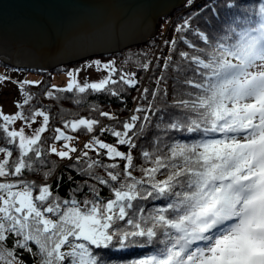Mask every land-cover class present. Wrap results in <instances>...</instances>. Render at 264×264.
<instances>
[{
	"label": "snow or ice",
	"instance_id": "snow-or-ice-1",
	"mask_svg": "<svg viewBox=\"0 0 264 264\" xmlns=\"http://www.w3.org/2000/svg\"><path fill=\"white\" fill-rule=\"evenodd\" d=\"M182 9L171 36L59 67L63 84L0 64V264H264V0ZM46 17L22 27L119 21Z\"/></svg>",
	"mask_w": 264,
	"mask_h": 264
},
{
	"label": "water",
	"instance_id": "water-1",
	"mask_svg": "<svg viewBox=\"0 0 264 264\" xmlns=\"http://www.w3.org/2000/svg\"><path fill=\"white\" fill-rule=\"evenodd\" d=\"M180 7L182 0H0V59L21 68L53 70L96 57L104 48L146 43L157 33L159 20ZM94 8L117 13L119 21L104 24L83 19L79 26L47 41L22 27L46 19L47 11L72 17ZM137 10L143 15H133Z\"/></svg>",
	"mask_w": 264,
	"mask_h": 264
},
{
	"label": "trees",
	"instance_id": "trees-1",
	"mask_svg": "<svg viewBox=\"0 0 264 264\" xmlns=\"http://www.w3.org/2000/svg\"><path fill=\"white\" fill-rule=\"evenodd\" d=\"M183 11L182 7L174 10L170 15L168 16H165L163 18L160 19L159 21V27H158V30H157V33L155 34V38H156V43H159V38H160V35L161 33H166L168 36H171V27L169 25L166 24V21L169 20V19H174L179 13H181ZM150 38L147 42L149 41H152L153 38ZM145 45V43L143 44H138V45H134V46H130L132 48H138V47H143ZM90 58H95V57H90ZM88 59V58H87ZM84 62V60L82 61H78V62H74V63H71V64H66V65H61V66H58L56 68H54L53 70H44L45 73H48V72H51L53 76H55L57 74L56 72V69L59 68V67H73V66H80L82 65ZM0 64H7L6 62H4L3 60H0ZM4 70V69H3ZM31 71V74H35L36 76H38L39 79H41L42 77L40 75H37V73L40 71V70H34V69H29ZM53 82V81H52Z\"/></svg>",
	"mask_w": 264,
	"mask_h": 264
},
{
	"label": "rangeland",
	"instance_id": "rangeland-1",
	"mask_svg": "<svg viewBox=\"0 0 264 264\" xmlns=\"http://www.w3.org/2000/svg\"><path fill=\"white\" fill-rule=\"evenodd\" d=\"M160 21V20H159ZM159 27V25H158ZM85 60V59H84ZM82 61V60H81ZM3 71V67H0V72ZM28 79H39L38 76L35 74H27ZM85 75V73H82V77ZM55 79L53 80V83L57 84H63L65 81V77L63 74H56ZM15 92L12 86H9L5 89H0V102H2L5 105V110H11V101L14 98Z\"/></svg>",
	"mask_w": 264,
	"mask_h": 264
}]
</instances>
